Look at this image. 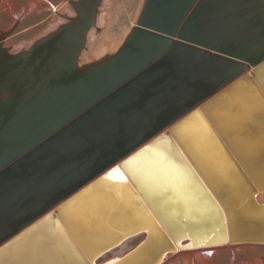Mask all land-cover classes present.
Wrapping results in <instances>:
<instances>
[{
  "label": "water",
  "instance_id": "obj_1",
  "mask_svg": "<svg viewBox=\"0 0 264 264\" xmlns=\"http://www.w3.org/2000/svg\"><path fill=\"white\" fill-rule=\"evenodd\" d=\"M100 1L69 0L73 16L15 53L0 44V264H43L46 252H14L46 216L88 264L134 233L139 243L98 264H156L175 247L264 240V204L252 191L228 200L178 136L200 112L216 151L220 139L264 189V0H143L117 49L78 65ZM116 167L127 183L108 179ZM231 167L228 184L239 172ZM104 182L130 185L140 200H109ZM60 247L61 260L80 264Z\"/></svg>",
  "mask_w": 264,
  "mask_h": 264
},
{
  "label": "bare ground",
  "instance_id": "obj_2",
  "mask_svg": "<svg viewBox=\"0 0 264 264\" xmlns=\"http://www.w3.org/2000/svg\"><path fill=\"white\" fill-rule=\"evenodd\" d=\"M64 1H68V3H69V0H64ZM108 1L109 0H101L100 4L97 7L96 16H95V24L86 33L85 44H84V47L81 50L79 57H78V65L81 64L80 62L84 63V61L91 59L93 56H98V55L102 54L101 52L99 53V51H97L94 48V43H95L94 29L96 31H98V27L102 24V16H103L102 11L105 10L106 6H108ZM54 10H56L55 6H54ZM66 10H67V13L68 12L72 13L71 9L66 8ZM58 21H59V19H58ZM55 27H56V25L53 28H51L50 30H53ZM50 30L49 29H48V31L46 30L45 33L49 32ZM7 31L9 33L7 35H5L4 37H2V39L0 40L1 45L11 36L10 34L12 31L9 29L0 31V32H7ZM123 38L119 39L117 41L111 42V44H109L108 46H104L103 52H108L111 49L116 50L117 47L121 44ZM30 43L31 42H24V43L20 44L21 46L19 45L20 47L16 46L12 49H11V45H10L9 52L15 53L19 49H23L24 47H28ZM4 47H6V46H4ZM90 49H91V53H90ZM10 50H12V52ZM98 58H96V59H98ZM178 128H179L178 131L180 133H179V135L178 134H176V135H178L179 137L181 136V138L184 139V141L189 145L190 151L195 153L199 158H201L206 163V165L212 169V172L214 171L213 172L214 175L211 174L209 171L206 172L208 175H211L213 177L214 186L223 187L222 185H225L226 189L228 191H230L231 195H229L228 193L226 194L228 200L230 199L229 196L230 197L232 196V198L238 199L239 202H242L243 198L248 197L250 195V192L252 191L251 197H253L254 201L259 203V204H264V201L260 200V197L262 195H264V192H261V191H264V189L258 190L254 187V184L252 183V181H250L249 178L245 175V173L243 172L241 167L238 165V163L234 159L232 153L229 151L227 146L220 139H217V142H218L217 144H219L221 149H220V152L216 151V149L214 148L212 141H211V136L215 137L214 136L215 134H214L213 130L211 129V127L209 126V124L204 119V117L200 114V112H197V114H195L192 118H190L189 121H187L185 124H183L181 127H178ZM237 141L241 142L239 139H237ZM252 144L255 145L254 143H252ZM231 161H232V163H235L236 168L238 169L239 172H237L235 169L233 170L234 173L235 172L237 173V176L233 175L232 179L235 181L234 182L232 181V183L230 182L231 184H228L227 181L224 180V178L229 179L230 176H227V177L224 176L223 177V173H224L223 168L228 166L229 169H231L232 168L231 167ZM191 170L193 171L192 168H191ZM193 173H194V171H193ZM202 186L204 187V189H206V186H204V184H202ZM100 187H101V191H108L109 195H107V198L109 200L122 198V206L123 207H127L129 205V200L131 199L130 193L136 194L130 185L119 187L117 185H107V183L104 182V183H100ZM241 188L244 192L242 194L240 191ZM206 191L209 193V191L207 189H206ZM218 195L221 197L222 200H224V201L227 200L226 198H224L223 195H221V193H218ZM136 196L139 198V196L137 194H136ZM102 197L99 200H95L94 201L95 204H96V202L98 203L99 201H102ZM139 200H140V198H139ZM230 204L233 207V204L232 203H230ZM233 209H235V208H233ZM147 211L151 215L149 210H147ZM132 214H133L132 215L133 217L140 216V215H138L137 211H135V209H133ZM66 219H67V217H66ZM144 227H148V225H146ZM30 230L28 232H31L34 236H29L28 240L25 239L26 237L22 238V240L20 241L21 244L19 243L20 244V246L18 247L19 250L15 249V252H14L15 255H20V254L26 255V254H28V257H27L28 259L34 258V257L39 258V256H38L40 254L39 251H41V252L48 253L46 255L47 257L44 256V257H46V259L42 258L43 264H55V262H56V264H70V263H67V262H64L63 260H61V258H59L60 256H57V253H58L57 250H59L61 248L60 246H63L67 243L71 249L70 251L74 254V256L76 255L77 256V257L75 256L76 258L79 257L77 259L79 261V263L80 264H88L85 257L80 252H79L80 254L78 255L75 253V251L72 250V247H73V249L75 247V246H73L74 243L72 242L70 236L64 230L63 226L60 224V222L57 219L53 222L51 220L50 216H46L42 221L37 223V225H35ZM233 230L234 229H232V231ZM64 236L67 237V240H68L67 242L65 241ZM142 238H143L142 233H134L131 235H127L126 237L121 239L115 246L107 249L106 251H103L101 253L99 251L93 253L91 255V258L94 259L95 264L106 262L108 260H111V258L115 259V258L119 257L121 254H123V253L127 252L128 250H130L131 248H133L137 243L140 242V240ZM42 243H44L46 245H42L44 247L41 248V250H37L38 244H42ZM245 244H247V245L248 244H250V245H253V244L264 245V240L263 239H254V238H242L240 240L228 239L226 242H222V243H218V244H212V245H201V246H197V247H191L190 246L188 248L187 247H185V248L175 247V249L173 251H168V252L164 253L163 256L161 257L160 261H158L156 264H174L173 260L176 258L178 259V257L181 255H185V254L195 255L197 253V254H205L206 256H208L209 253H211V255H212L215 252V250L220 249L222 247L228 248L231 246L232 247L233 246H239V245L242 246ZM210 249H211V251L208 252L207 250H210ZM60 253L61 252H59V254ZM172 253H174V254H172ZM181 260H182V258H181ZM24 263H26V264H38L36 260H28L26 262L24 261Z\"/></svg>",
  "mask_w": 264,
  "mask_h": 264
},
{
  "label": "rangeland",
  "instance_id": "obj_3",
  "mask_svg": "<svg viewBox=\"0 0 264 264\" xmlns=\"http://www.w3.org/2000/svg\"><path fill=\"white\" fill-rule=\"evenodd\" d=\"M142 1H108V6L102 11V24L98 27V31L94 29V48L102 54L93 56L91 59L84 61V63L92 61L101 55H108L113 50L115 51V49H111L108 52H103L104 46L122 39L128 33L135 24ZM54 6H57L56 10H54ZM66 8L71 9L72 13H67ZM73 11L68 1L64 0H0V31L9 29L14 32L2 45L6 47L11 45L12 49L21 43L32 42L46 34V30L48 31L55 25L65 22L67 20L66 17L73 16ZM17 13H21L19 18L18 15H15ZM35 22L37 23L35 24ZM10 51L12 52V50ZM260 200L264 201V195L260 197ZM196 254L181 255L178 259H174L173 263L193 264L196 260H206L222 254L221 258L225 261L228 260V264H264V245L245 244L228 248L222 247L208 256Z\"/></svg>",
  "mask_w": 264,
  "mask_h": 264
},
{
  "label": "crops",
  "instance_id": "obj_4",
  "mask_svg": "<svg viewBox=\"0 0 264 264\" xmlns=\"http://www.w3.org/2000/svg\"><path fill=\"white\" fill-rule=\"evenodd\" d=\"M58 6V5H57ZM56 6V7H57ZM15 15H18V18H19V16L21 15V13H17V14H15ZM37 22H35V24H36ZM14 32H11V34L10 35H12ZM221 255L222 254H220V255H218V256H216V257H210V258H208V259H206V260H203V259H199V260H196L195 261V263H193V264H228V260H223L222 258H221ZM228 259V258H227Z\"/></svg>",
  "mask_w": 264,
  "mask_h": 264
},
{
  "label": "snow or ice",
  "instance_id": "obj_5",
  "mask_svg": "<svg viewBox=\"0 0 264 264\" xmlns=\"http://www.w3.org/2000/svg\"><path fill=\"white\" fill-rule=\"evenodd\" d=\"M108 179L119 180L120 182L127 183V177L124 176L119 167L113 168L108 173ZM209 255H211V253H209Z\"/></svg>",
  "mask_w": 264,
  "mask_h": 264
}]
</instances>
